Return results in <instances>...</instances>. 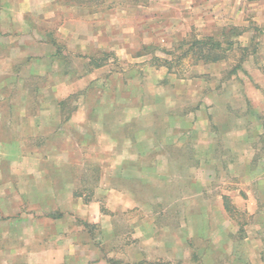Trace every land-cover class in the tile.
<instances>
[{"label": "rangeland", "instance_id": "1", "mask_svg": "<svg viewBox=\"0 0 264 264\" xmlns=\"http://www.w3.org/2000/svg\"><path fill=\"white\" fill-rule=\"evenodd\" d=\"M34 1L36 12L12 15V0H0V264L45 261L24 249L43 238L32 216L50 212V198L28 197L20 167L61 164L66 144L80 215L95 202L103 216L93 246L62 264H264V0ZM69 20L84 25L67 45L59 30ZM230 26L245 29L228 49ZM87 28L116 47L80 49ZM45 35L58 44V66L83 75L70 94L20 74ZM206 35L225 59L184 54V40ZM9 67L16 77L2 85ZM50 98L62 125L49 122Z\"/></svg>", "mask_w": 264, "mask_h": 264}, {"label": "crops", "instance_id": "2", "mask_svg": "<svg viewBox=\"0 0 264 264\" xmlns=\"http://www.w3.org/2000/svg\"><path fill=\"white\" fill-rule=\"evenodd\" d=\"M12 2V5H10V13L12 15H22L28 12L35 11L36 3L34 0H12ZM79 25L81 28L84 24L82 21L69 20L63 23L60 30L58 29L60 32H62V36L60 38L66 41L65 43L67 45L69 44V42L67 41L69 36L68 33L74 34L73 30H76ZM90 30L91 29L87 28V33H89ZM90 33L91 36H86L87 38H84V36H81L80 34V49L86 48L84 46V43L98 46L108 45L110 47L112 45L113 48L116 47L115 42L111 44L110 40L106 43L103 39L99 38L98 35H93V31H91ZM13 35L14 34L7 35V44L16 42V38L12 37ZM112 40L115 41L114 37L112 38ZM34 43V52L27 53V57H30L28 60H31V62L33 63L28 65V70H20V74L22 75V73H24V75L28 77L44 76L46 79L45 86L43 88H45V91L50 95L55 92H65L69 94L72 93V90L74 89V82L77 83L78 81H80L78 77H80L82 74H78V76L72 80L71 73L69 71L61 69L58 66V57L61 53H59L56 48V46L58 45L56 40L54 41V39L50 35H45L44 40H35ZM42 48L44 49L43 52L40 51V49ZM14 56L15 54L9 55V60L11 64H14V62L16 61ZM121 57L125 58L124 56ZM80 58L83 57L81 56ZM130 58H132V56H130ZM82 60L85 59L83 58ZM86 60L89 61L91 60V58H86ZM38 65L43 66V68H39ZM10 68L11 67L7 68L6 70L9 73H6V76H4L5 83L2 85H6L8 82H10V79L16 77V73L12 72V68ZM25 71H27V73H25ZM48 103L50 104V107L48 106L47 109L54 110V113L57 115L56 118L54 115L50 117L49 122L54 125L64 124L62 123L61 117L59 116L60 105H58V103L52 98H50V101ZM61 151V156L62 158H64V161L61 162V164H51L50 166H44V168L20 167V171L26 169L25 171L28 173V180L26 182L27 188L30 189V192H27L29 194L28 197H32L31 194H34L37 189L45 190L42 193L45 194L44 196L46 197V199L50 198L49 200L51 204L50 212L32 216L34 217V221L38 222L36 223L35 227L36 235L39 237L43 236V238H39L38 240H36V242L28 243L29 248L24 249V251L33 254L35 253L45 255L44 262L38 261L34 264H62L64 261H67L70 254L79 253L80 245H83L84 242L92 245L91 226L98 222L99 217L101 218V216H103L99 211L96 212L94 205L95 202H90L88 205L91 207V212L86 214L85 212H83L84 214L80 215V209H78V206L80 205V196L78 193H76V191H74L76 189L75 185L77 183L76 176L74 175V173L79 171L78 166H73L74 158L72 157L74 156L75 152L71 144H66L64 146V149H61ZM53 156L56 155H52L51 158H54ZM9 171L13 174L18 173V170H16L15 168ZM39 185H45L46 188H42ZM60 199H63V201L67 205H70L66 211L61 210L62 202L60 201ZM15 202L17 201H14V204ZM56 209H59L60 212L55 213ZM19 214V212H16L12 216V218L17 216L20 218L21 216ZM12 218L10 220H12ZM13 220L15 222H18V220L20 219L13 218ZM13 229L18 230L17 225L13 226ZM87 246L88 250L90 247L89 245ZM90 251L92 253L95 252L96 254L100 253V250L98 248L90 249ZM38 257L40 258V255H38ZM31 260L29 261L32 262Z\"/></svg>", "mask_w": 264, "mask_h": 264}, {"label": "trees", "instance_id": "3", "mask_svg": "<svg viewBox=\"0 0 264 264\" xmlns=\"http://www.w3.org/2000/svg\"><path fill=\"white\" fill-rule=\"evenodd\" d=\"M243 30L244 29L239 26H230L229 28L227 27L222 29L221 35L224 38L223 43L227 45L226 47H228V49L231 47L234 41L229 39L230 36L233 35L234 37H237L241 34V32H243ZM223 43H221L219 40H215L211 35H206L201 38H197L196 36L190 37V39L184 40L181 46L183 47V45H186L184 48V54L192 53L195 55L194 58L196 61H201L203 63H214L221 61L226 57L225 53L227 48L223 47ZM235 67H237V65L234 66L233 71H235ZM225 208L227 209V207ZM109 261L112 262L111 260ZM148 264H159V262H148Z\"/></svg>", "mask_w": 264, "mask_h": 264}]
</instances>
